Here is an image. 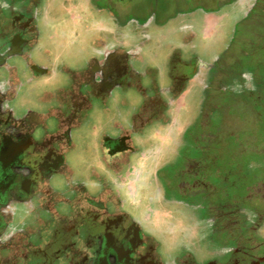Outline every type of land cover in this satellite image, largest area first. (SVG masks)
Masks as SVG:
<instances>
[{
  "label": "flooded vegetation",
  "instance_id": "1",
  "mask_svg": "<svg viewBox=\"0 0 264 264\" xmlns=\"http://www.w3.org/2000/svg\"><path fill=\"white\" fill-rule=\"evenodd\" d=\"M65 1L0 0V264H170L149 229L157 205L177 196L170 163L152 169V198L132 192L152 129L210 73L172 64L165 86L142 56L156 42L138 46L120 21L108 26L94 0L93 19L91 0L78 18L60 12ZM66 39L83 46L72 66L55 54ZM240 253L243 264L264 259Z\"/></svg>",
  "mask_w": 264,
  "mask_h": 264
},
{
  "label": "rangeland",
  "instance_id": "2",
  "mask_svg": "<svg viewBox=\"0 0 264 264\" xmlns=\"http://www.w3.org/2000/svg\"><path fill=\"white\" fill-rule=\"evenodd\" d=\"M82 1H65L60 12H74L78 18ZM94 1L103 5L106 24L112 27L109 18L120 21L123 34L137 38L138 46L144 45L142 38L156 42L147 45L150 52L144 50L142 56L152 65L154 76L164 74L165 86L172 64L188 60L189 71L210 73L187 84L181 112L176 106L171 123L152 129L148 160L140 161L145 170L132 192L134 201L153 197L148 190L151 171L164 160L171 173L196 174L211 184L195 182L206 190L207 213L200 200L178 201L177 196L157 205L149 228L155 246L167 251L170 264L180 257L181 264H188L190 251L199 264H206L229 260L236 248L255 247L253 241L264 247V0ZM94 5L91 0L92 19L98 17ZM81 44L66 39L55 54L72 66L79 63ZM193 58L208 69L198 67ZM188 175L184 179L193 178ZM215 191L228 207L216 203ZM255 251L264 258V248Z\"/></svg>",
  "mask_w": 264,
  "mask_h": 264
},
{
  "label": "trees",
  "instance_id": "3",
  "mask_svg": "<svg viewBox=\"0 0 264 264\" xmlns=\"http://www.w3.org/2000/svg\"><path fill=\"white\" fill-rule=\"evenodd\" d=\"M188 131L185 133V139L188 137L187 135H188ZM192 172H194V171H192ZM181 174V173H180ZM185 175H188L187 173H185V174H183V172H182V175H180L179 176V173H175L174 172V174L172 175V182L173 181H175L176 183V194H177V197L179 198V200L180 201H183V200H187V201H194V199L195 200H200V201H198L199 202V204H200V206H203V205H205V197H207L206 196V190H204L201 186L199 187V188H197L196 186H195V182H198L199 181V185L200 184H208V185H211L209 182H208V179L207 178H205V179H201L200 178V176L199 177H197L196 176V174H194V175H188L190 178L191 177H193V178H191L190 180L186 177L185 179H184V176ZM176 176H178L179 178H177L176 179ZM174 178V179H173ZM214 185V184H213ZM215 186V185H214ZM213 186V187H214ZM184 187V188H183ZM215 192H217V194H216V203H218V204H221V202L222 203H224L226 206H227V203H225L224 201H222V200H219V196H220V194H219V191H215ZM205 196V197H204ZM208 207V205H205V207H204V211H206V213H207V208ZM228 207V206H227ZM226 209L227 208H224V212L225 213H223V216L226 214ZM203 211V212H204ZM257 211L259 212V210L257 209ZM222 216V218H224V220H225V218L226 217H223ZM227 219V221L229 222L230 220H231V218H226ZM230 224H231V222H230ZM233 228V227H232ZM262 228H263V226H262ZM234 229V228H233ZM232 229V230H233ZM264 229V228H263ZM219 239V238H218ZM247 240L248 239H250V238H246ZM252 240V239H251ZM253 241V240H252ZM253 243L255 244L254 246L255 247H260V248H264L263 247V245L260 243L259 245H257V242H255V241H253ZM255 247H252V246H247V247H243L242 249L241 248H236L232 253V255H231V257H230V259L228 260V258L226 259V260H224V259H220V261L219 262H217V264H243V263H245L244 261H243V258H242V254L240 253V251L241 250H246V249H249L251 252H252V249L254 248L255 249ZM253 253V255L254 256H256V258L257 259H260V258H262V256H260V254L259 255H257V251H255V252H252Z\"/></svg>",
  "mask_w": 264,
  "mask_h": 264
}]
</instances>
